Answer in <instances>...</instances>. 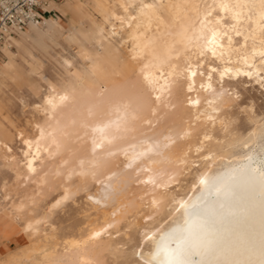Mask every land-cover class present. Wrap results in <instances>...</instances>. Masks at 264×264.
Listing matches in <instances>:
<instances>
[{
    "label": "bare ground",
    "instance_id": "1",
    "mask_svg": "<svg viewBox=\"0 0 264 264\" xmlns=\"http://www.w3.org/2000/svg\"><path fill=\"white\" fill-rule=\"evenodd\" d=\"M67 1L72 22L65 24L61 19L50 16L43 20L41 24L46 23L44 25L32 23L25 30L17 31L19 38H13L16 51L0 62V99L7 87L6 81L12 75L14 57L20 53H30L33 46L49 39L63 41L73 48L74 43H84L90 33L102 45L109 40V34L113 37L119 34L113 23H110L109 32L105 28L89 29L86 25L91 11L105 10L104 0ZM128 2L135 11L134 20L131 16L124 18L125 25H133L127 37L132 44L130 55L137 74L152 95V105L147 108L140 103L139 98L129 93L109 92L121 73L119 57L93 51L88 53L92 57H82L83 63L88 62L89 65H83L78 73H73L77 70L73 58L64 57L66 76L59 77L48 88L39 104L44 119L34 121L29 129L6 128L5 123L0 122V163L3 160L12 173L16 190L30 191L26 200H20L15 206L16 220L32 215V210L27 213L25 210L34 203L36 197L44 196L51 173L58 177L63 175L65 183L61 194L49 204V211L60 207L70 197V181L74 177L81 180L96 179L106 160L115 157L120 150L127 154L128 165L134 171L146 169L139 179L140 187L136 196L153 192L171 181L160 175L162 164L154 154L160 151L166 161L175 158V129L169 128L159 149L154 147L155 142L148 132L142 137L143 143L132 140V137L138 124L146 128L154 127L161 118V108H176L179 71L175 60L185 50L201 55L202 61L207 56L219 60L220 67L209 66L211 78L206 82L207 92L213 100L218 96L212 81L215 72L221 78L243 74L264 77V0ZM164 6L173 11V23L162 25L160 13ZM227 15L234 20V25L229 29L223 20ZM31 32L36 33V38L30 35ZM237 34L244 38V45L238 48L234 43ZM248 37L254 40L251 48L246 44ZM7 50H13L9 43L3 47L4 52ZM186 77L189 91L187 102L198 108L199 68L194 62L190 63ZM102 106L106 108V116L95 119L96 109ZM213 108L218 110L215 105ZM79 112H84L91 119L90 124L85 123L91 127L88 130L90 154L86 158H77L75 163H69L65 158H60L62 136L66 133L67 125L75 122ZM14 141L20 144V154L14 149ZM205 154L208 157L212 151ZM56 158H60V161L52 166ZM198 181L195 192L178 199L180 222L158 231L150 230V245L144 248L142 256L152 264H264V156L249 154L219 174H200ZM120 188V175L118 172L110 173L105 184L86 197L99 207L109 206ZM2 189L4 197L8 199L12 194L11 189L6 184ZM152 200L156 205L155 196H152ZM127 202L120 201L110 213L113 216L90 226L84 235L81 233L82 239L69 238L68 247L80 250L81 264H91L93 261L85 250L86 241L93 242L110 228L115 218L120 217ZM41 219L24 220L22 225L30 237L29 243L14 250L3 248L0 264H18L24 257L34 262L37 256L41 260L34 264H64L55 260L49 252L50 239L39 236V226H46V221L42 223Z\"/></svg>",
    "mask_w": 264,
    "mask_h": 264
},
{
    "label": "rangeland",
    "instance_id": "2",
    "mask_svg": "<svg viewBox=\"0 0 264 264\" xmlns=\"http://www.w3.org/2000/svg\"><path fill=\"white\" fill-rule=\"evenodd\" d=\"M55 1L61 7L66 0ZM104 2L105 10L91 11L89 19L86 20L89 29L105 28L109 32L110 23L116 25L119 34L115 37L109 34V40L103 45L99 44L90 33L86 36L84 43H74L73 48L65 45L63 41L54 42L49 39L33 46L30 53H20L14 57L12 75L6 81L7 87L0 99V122L5 123L6 128L29 129L34 121L43 120L44 116L40 113L39 104L48 88L52 87L59 77L66 76L67 67L64 57L73 58V62L77 64V70L73 73H78V69H82L83 65H89L88 62L83 63L82 57H92L88 56V53L93 51L108 54L110 57H119L118 66L121 73L112 83V88L110 87L111 94L129 93L139 98L140 103L147 108L152 105V95L137 74L130 55L132 44L127 37L133 25H125L124 18L131 16L133 20L135 19L134 7L128 0H104ZM63 7L66 10L51 6L50 9H53V12L47 16L61 19L65 24L70 22L71 14L67 10V3ZM164 8L160 13L162 25L168 22L173 23V11L167 6ZM223 20L227 29L234 25V20L229 15L224 16ZM44 24L46 23L41 25ZM30 35L36 38L35 32H31ZM235 37L236 47H242L244 38L240 34ZM248 38H251V41ZM248 38H246V42L248 41L246 44H249L248 47L251 48L254 40L252 37ZM13 48L16 51V47ZM201 57L192 50H185L175 60L179 71L176 108L170 110L161 108L159 122L151 128L138 124L135 136L132 137V140L143 143L142 137L148 132L151 138L153 137L154 147L159 149L169 128L175 129L177 133V144L173 151L175 158L166 161L163 160L160 151L154 154L162 164L160 175L165 180L168 179V182L171 180L166 186L163 185L153 192L136 196L140 187L139 179L146 169L140 168L134 171L133 167L128 165L127 154L120 150L115 157L106 160L96 179L81 180L74 177V180L70 181V197L53 211H49V204L61 194L65 181L63 175L58 177L51 173L44 196L36 197L34 203L28 205L25 210V213L32 210V215H25L23 220L18 221L15 206L20 200H26L30 191L16 190L12 173L1 160L0 252L3 248L14 250L27 245L30 237L22 224L26 219L40 217L42 223L46 221V226L44 224L39 226V236L50 239L48 250L53 258L64 264H81L80 250L69 248L67 242L73 238L82 239L90 226L109 219L111 215L113 216L110 213L119 202L128 200L120 217L115 218L110 228L102 232L93 242L86 241L85 250L93 258L91 264H152L142 256V251L150 245L151 235L148 232L152 229L158 231L180 222L178 199L191 195L197 190L200 174L205 173L207 176L219 174L249 154L264 156V77L257 78L256 75L243 74L238 77L221 78L215 72L212 81L218 96L213 100L206 89V82L211 78L209 66L220 67L221 64L214 56H207L204 61ZM8 58L5 57L1 61ZM191 62L199 68L200 104L198 108L192 107L190 102H187L189 91L186 73ZM213 105L218 110H214ZM105 116V107L96 109L95 119H102ZM90 122L91 119H88L84 112L76 114L75 124H68L66 133L62 136L60 158H65L69 163H75L77 158L89 156L88 143L91 127L85 123L90 124ZM13 144L16 152L20 154V144L15 141ZM207 151H212L208 157L205 154ZM60 158H56L52 166L58 163ZM117 172L120 175L121 188L113 196V203L105 207L93 204L86 196L105 184L110 173ZM5 184L12 193L8 199L4 197L2 189ZM152 196L156 198V205L153 204ZM27 259L22 258L18 264H34L39 262L41 257H35L34 262Z\"/></svg>",
    "mask_w": 264,
    "mask_h": 264
},
{
    "label": "built area",
    "instance_id": "3",
    "mask_svg": "<svg viewBox=\"0 0 264 264\" xmlns=\"http://www.w3.org/2000/svg\"><path fill=\"white\" fill-rule=\"evenodd\" d=\"M49 0H0V62L5 58L3 47L17 31L30 24H41L45 16L52 14L47 9Z\"/></svg>",
    "mask_w": 264,
    "mask_h": 264
},
{
    "label": "crops",
    "instance_id": "4",
    "mask_svg": "<svg viewBox=\"0 0 264 264\" xmlns=\"http://www.w3.org/2000/svg\"><path fill=\"white\" fill-rule=\"evenodd\" d=\"M52 1H55V0H49L50 4L48 5L47 9H50L51 6H55V7L58 6L61 10H64L65 8L63 7V5H64L65 3H67V5H68V1H67V0L65 1V3H63V5H62L61 7L58 5V3H57L56 1H55V4L53 5V4H52ZM51 4H52V5H51ZM67 9H68V8H67ZM65 10H66V9H65ZM47 17H50V16H45L44 19L47 18ZM44 19H43V20H44ZM13 38H19V37H18V34H17L16 36H12V37H11V40H10V42H9V44L12 45V46L14 47V46H15V43H14V41H13ZM15 47H16V46H15ZM14 50H15V49L13 48V50H7L6 52H4V53H5V57H7L9 53L14 52ZM4 59H5V58H4Z\"/></svg>",
    "mask_w": 264,
    "mask_h": 264
}]
</instances>
